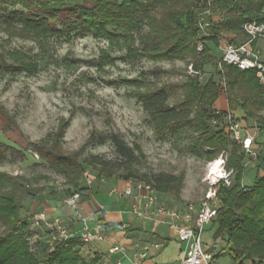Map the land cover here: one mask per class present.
I'll use <instances>...</instances> for the list:
<instances>
[{
  "label": "rangeland",
  "instance_id": "1",
  "mask_svg": "<svg viewBox=\"0 0 264 264\" xmlns=\"http://www.w3.org/2000/svg\"><path fill=\"white\" fill-rule=\"evenodd\" d=\"M7 9L11 8L5 6L0 11V142L21 150L26 159L14 160L10 152L4 160L0 158V173L6 175L0 196L16 200L20 215L29 219L34 234L48 236L43 222L35 223L42 217L47 220L60 217L71 233L74 232L72 223H80L66 216L67 207L63 201L59 204L63 208L59 214L48 210L53 208L52 201L63 197L70 185L63 174L53 172L40 158L33 144L49 138L55 141L58 133L63 151L77 153L84 150L86 154L112 164L113 175L110 178L99 176L98 166H85L92 176V184L89 185L84 176L80 179L81 186L93 188L107 205H115L119 199L127 200L111 194L109 189L113 186L123 188L129 173L134 175L129 177L130 180L153 186L160 174L175 176L176 183L158 191L161 202L177 208L198 204L207 190L204 178L208 164L221 155L228 161L233 145L241 147L243 133L237 134L232 130L231 122L235 120L230 117L211 122L212 129L224 130L229 144L224 151L208 158V154L215 152L213 148H199V153H196L195 140L199 133L194 127V115L183 128L171 126L159 132L137 93H144L149 87L155 91L164 89L168 96L167 104L173 108L182 102L185 95V89L180 85L190 79L206 83L212 77L222 84L215 65L222 54L221 48L209 44L216 60L200 70L196 69L191 56L173 61H129L124 47L91 35L83 36L73 30L71 21L65 28L63 21L56 22L58 28L64 30L60 37L35 40L18 34L10 35L3 18ZM13 10L23 8L16 6ZM142 32L146 33L147 28L143 27ZM11 52L28 56L36 71L33 74L18 72L20 69L8 57ZM104 52L110 54L115 62L100 67ZM191 65L194 71L199 72L198 75L191 73ZM202 75L204 79L201 81ZM213 109L217 113L215 106ZM196 110L197 106L194 107ZM231 113L234 117L240 116L239 110ZM260 114L264 117V109ZM253 128L258 130L260 126ZM110 133L119 134L134 148L136 159L132 164L125 162L111 141L106 139ZM256 157L243 153L245 170L248 168L243 183L248 187L255 183L256 175L250 167L257 162ZM248 206H253L252 199L244 195L238 200L236 210L242 212ZM113 209L118 210V207ZM119 209L126 207L122 205ZM4 229L5 225L0 220V232ZM30 239L34 251L39 242H35V237Z\"/></svg>",
  "mask_w": 264,
  "mask_h": 264
},
{
  "label": "trees",
  "instance_id": "2",
  "mask_svg": "<svg viewBox=\"0 0 264 264\" xmlns=\"http://www.w3.org/2000/svg\"><path fill=\"white\" fill-rule=\"evenodd\" d=\"M207 5H210L212 14L206 40L216 45L223 35L242 33L245 22L264 19V0H0V11L5 6L11 8L3 14L10 35L18 34L35 40L60 37L64 35V30L58 28L56 22L63 21L65 28L69 27L67 23L71 21L73 30L83 36L91 35L124 47L129 61H173L191 56L196 69L200 70L216 60L206 44L202 52L197 49L196 24ZM16 6L23 10H13ZM215 16L220 19L215 21ZM143 27L147 28L146 33L142 32ZM8 57L20 69L18 72L33 74L36 71V66L28 56L11 52ZM114 62L115 59L104 52L99 65L103 67ZM215 65L222 84L212 77L204 82L205 85L190 79L180 85L185 89V95L176 107L171 108L167 104L168 96L164 89L155 91L149 87L146 92L137 93L159 132L171 126L183 128L194 115V127L199 133L195 140L196 153H199V148H213L215 152L208 154V158L224 151L229 144L224 130L210 127L214 120L230 117L229 112H214L221 92L226 95L230 112L241 108L246 118L264 126V118L260 114L264 109V87L254 74L235 66L223 65L219 68L217 60ZM59 138L58 133L55 141L49 138L33 144L40 158L48 163L53 172L63 174L70 185L63 197L54 201H64L75 193L80 195V202L87 201L91 197V190L81 186L80 182L86 172L85 166H98L99 176L110 178L113 175L112 164L102 161L98 156H90L84 150L67 153L61 149ZM106 139L111 141L125 162H134V148L119 134L110 133ZM240 150V145H233L227 166L236 171L235 184L232 188L221 190V207L212 223L218 226L215 237L226 239L234 263L249 261L252 264H264V176H257L251 187L243 186L246 170ZM8 152L14 160L26 159L21 150L0 142L2 160ZM263 158L264 155L256 158L259 169ZM131 176L134 175L127 174L126 179L129 180ZM5 177V174L0 173V187L4 186ZM176 182L175 176L160 174L155 178L154 187L157 191H164ZM243 195L251 197L253 206L238 212L237 200ZM0 220L5 225L4 231L0 232V264H100L103 260L104 255L98 252L93 257L82 256L81 251L88 244L80 237L55 241L52 245L42 240L33 251L29 241L33 235L31 224L28 218L20 215V208L13 197L0 196Z\"/></svg>",
  "mask_w": 264,
  "mask_h": 264
},
{
  "label": "built area",
  "instance_id": "3",
  "mask_svg": "<svg viewBox=\"0 0 264 264\" xmlns=\"http://www.w3.org/2000/svg\"><path fill=\"white\" fill-rule=\"evenodd\" d=\"M211 14L210 5H207L196 24L198 52L203 51L206 39L209 37L207 26L210 23ZM242 30L245 40L227 42L221 48L222 54L218 60V67L222 68L223 65H229L242 71H250L259 84L264 87V61L260 49L255 46L257 41L264 40V19L245 22L242 25ZM190 71L192 74L198 75L199 73L194 71L192 65ZM202 79H204L203 75L200 76L201 81ZM231 128L237 134L243 133L241 140L243 153L256 156L257 154L252 149L254 136L245 132L237 122H231ZM235 175V169H229L226 158L221 155L207 166L204 178L207 190L200 202L196 205L187 204L181 208L172 207L161 202L160 195L153 185L138 180H127L122 190L113 186L110 188V193L121 198L132 199L131 213L135 218L165 223L174 231L175 238L185 244L184 255L176 264H217L214 255L204 245L203 234L206 227L216 218L221 207V190L234 186ZM83 176L91 185L92 176L89 172L86 171ZM63 203L67 207L66 216L81 223L79 237L83 242L89 246L93 242L105 240L102 233L103 225L98 222L93 227L81 213L80 195L78 193L66 198ZM40 221L47 227L48 236L41 237L33 232L31 238L35 237L36 243L44 240L52 245L55 241L68 240L73 237V233L69 232L60 217L50 220L42 217L41 220H37L35 223L39 224ZM29 241L31 243L30 238ZM161 247L162 245L159 242L143 243L140 239L132 240L130 243H119L109 248L108 255L103 257L100 264H143L151 251H159ZM95 253L89 247L81 251L82 256L93 257ZM113 255L118 257L112 260L110 256Z\"/></svg>",
  "mask_w": 264,
  "mask_h": 264
},
{
  "label": "crops",
  "instance_id": "4",
  "mask_svg": "<svg viewBox=\"0 0 264 264\" xmlns=\"http://www.w3.org/2000/svg\"><path fill=\"white\" fill-rule=\"evenodd\" d=\"M219 19L220 17L218 18V20ZM214 20L217 21L215 17ZM244 40L245 35L242 32L240 34L223 35L219 39L218 45H216V43L210 40L206 41L205 44L206 47L210 49V54L214 56V54L212 53L213 50L209 46L210 43L216 48H222L227 42H239ZM255 46L260 49L261 57L264 61V40L257 41L255 43ZM215 108H217V113L229 112L230 117L234 119L235 122L238 121L237 123H239L241 128L247 129L245 130V132H248L254 136V143L252 149L255 153H257V156L261 155L263 157L264 126L257 124L253 119L246 118L245 113L241 108L237 109L240 111V116L234 117L233 114L229 111L227 98L225 93L223 94V92L220 93L219 98L215 103ZM255 125H257L258 127L260 126V128L258 130L254 129L253 126ZM250 168L255 172V179L257 176L263 177L264 158L260 169L257 167V162L252 164V167ZM100 185L103 186V182H100ZM243 186L248 188L245 183H243ZM89 188L91 190V197L87 201L80 202L81 213L88 219L89 223L93 227H95L96 224L100 222L103 225L102 233L105 236L104 241H96L89 244L88 247L92 251L101 253L106 256L108 255L109 248L112 245L125 242L130 243L132 240L140 239L143 243L159 242L162 245L159 251H151L148 258L143 261V264H176L182 259L185 252V244L179 242L175 238L174 231L167 224L159 223L155 220L137 219L131 213L132 199L127 198V200L125 201H120L119 199L115 202V205L110 206L99 199L97 194L94 193L93 188ZM120 190H122V188H120ZM60 203L61 202L53 200V208H50L48 210H53L55 214H59L61 210H63V208L59 205ZM122 205L125 206L127 210L119 209V207ZM115 207H118V210L113 209ZM72 227L74 229L73 237H79L82 227L81 223H72ZM217 228V225L211 223L210 227L205 230L203 234V241L206 249H208L214 255L217 264H236L233 262L229 255V247L227 245L226 239L215 237ZM110 257L113 260L118 256L113 255ZM243 264L252 263L249 261H245Z\"/></svg>",
  "mask_w": 264,
  "mask_h": 264
}]
</instances>
